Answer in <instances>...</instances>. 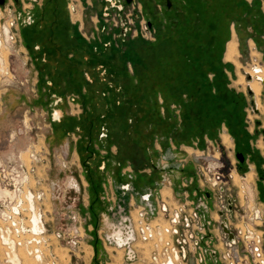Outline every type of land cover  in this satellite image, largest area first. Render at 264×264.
<instances>
[{"label": "crops", "instance_id": "obj_1", "mask_svg": "<svg viewBox=\"0 0 264 264\" xmlns=\"http://www.w3.org/2000/svg\"><path fill=\"white\" fill-rule=\"evenodd\" d=\"M139 1L149 32L133 35L124 44L105 34L99 39L86 36L81 17L73 20L69 15L70 26L57 27L61 41L74 42L67 50L71 60L89 68L84 67L86 81L65 69L58 77L48 70L40 76L46 86L49 79H60L53 80L58 85L53 89L58 99L54 111H59L53 124L88 128L87 136H80L85 144L69 143L66 155L92 159L86 170L94 175L88 178L93 216L99 212L115 216L110 209L118 203L138 204L141 194L151 192L153 204L161 197L198 203L205 219L214 222L217 200L204 197L197 152L222 143L235 157L243 153L244 160L238 162L240 168L247 166L244 176L237 168L231 172L243 188L252 189L258 166L264 167V151L254 145L247 128L246 95L234 83L244 61L241 45L250 53L256 49L264 60V0H195V6L189 0H169L167 5L164 0ZM233 34L238 40L236 61L226 59ZM69 82L75 85L70 87ZM68 106L78 108V113H69ZM140 176L145 180L136 188L132 180ZM256 192L261 194L258 187ZM257 205L264 222V201ZM95 236H100L97 230ZM123 251H117L120 257ZM207 264L214 261L208 259Z\"/></svg>", "mask_w": 264, "mask_h": 264}, {"label": "rangeland", "instance_id": "obj_2", "mask_svg": "<svg viewBox=\"0 0 264 264\" xmlns=\"http://www.w3.org/2000/svg\"><path fill=\"white\" fill-rule=\"evenodd\" d=\"M189 1L191 6H195V0ZM117 2L123 3L125 6L119 15L114 6L106 9L107 3L104 0H94L91 5H84L81 0H62V5L68 7L69 15L73 20L82 18L81 31L86 36L104 38L103 34H105L120 44H124L133 35L147 34L149 31L145 28L143 17L139 12L140 1L117 0ZM12 4L14 5V3ZM25 4L32 5L30 2ZM6 7H8L7 11L0 7V37L6 42L1 52L5 53L6 51L5 59H7L11 76L7 77L5 74L0 76V181L7 183L10 188H15L14 182L18 184L27 181L29 189L41 193L42 198H40L38 206L43 211V220L46 226L44 236L49 238L44 249L53 255L47 257L45 264L50 258L54 259L56 264H114V262L124 264L125 252L123 251L121 257L117 252L123 249H118L117 244H113L116 247L112 246V243L108 242L105 237L104 233L107 230L104 213L99 212L96 217L91 213L92 198L90 199L89 196L88 178L94 175L87 174L86 164H91L92 159L83 156L81 160H77L66 155V151H69V143L73 146H76L77 143L78 146L85 144V140H80V136H87L85 131L88 128L85 125L78 128L77 124L72 126L70 124L69 128L68 126L66 128L59 125L54 126L53 122L58 121V117L54 115L56 107L54 96L47 95L49 87L44 85V81L39 77L38 68L19 37L20 31L14 6ZM107 12L109 13L106 14ZM13 20H16L14 26ZM124 25L127 28L123 33L121 28ZM5 27L10 29L9 34L12 38L6 37ZM56 29L55 26L51 37L58 44H62ZM234 40L229 44L234 43L237 47L236 51L232 58H229L228 44L227 60L236 61L238 44ZM73 43L72 41V44H65L66 51L73 49ZM218 45H220V41H218ZM3 49L5 51H2ZM220 50L221 46H218L217 53L215 52L217 61V54ZM240 50L245 62L243 61V66L240 64L242 68L239 66L238 78L235 77L237 79L234 83L240 85V90L246 95V123L250 131V138L254 145H259L264 151V86L259 94V106L257 107L256 104V108L252 106L249 89L245 84H241L245 83V80L248 83L246 76L242 75L244 69L254 74V67H261L264 60L261 61L260 53L256 50L252 54L244 45L240 46ZM2 61L0 59V66ZM86 66L88 67V65ZM72 69H75V66ZM255 74L257 75V73ZM51 75H49L50 78ZM82 75V80H85V73L83 72ZM55 77L52 78L54 81L57 79ZM39 78L41 81L38 82ZM257 84L259 85V83ZM74 85V82H69L70 87ZM67 110L69 113H78L79 111L78 108L72 109V106H68ZM258 120L261 122L259 123ZM226 139H229V136H226ZM217 151L224 152L219 157ZM197 153L199 154L200 166L198 168L201 171L202 180L204 178L203 171L209 172L207 166L211 167L212 172L221 170L224 175V180L220 182L225 188L223 194L230 197L234 210V215L229 218V221L235 227L243 229L251 227L259 233L264 232V222L259 219L261 209L257 205L260 200L264 201V183L260 181L259 174L250 181L252 189L251 186L243 188L233 181L231 172L237 168L239 173L244 176L247 166L244 165L243 168H240L239 166L242 164L239 163L238 158L231 154L222 143L215 144V146L209 144L204 152L198 151ZM245 156H248V150H246ZM256 158L257 162L261 164L260 157L256 155ZM213 167H218V169ZM13 171L17 173H14V177H10ZM260 171L261 167L258 166V173ZM5 174H8V177ZM23 178L26 179L23 180ZM141 180H145L143 176L132 180L133 184H136V188L140 187ZM256 187L261 192L259 194L261 196L257 194ZM29 189L28 192H30ZM24 190L26 189L24 188ZM257 195L260 198H257ZM212 205L213 198H210L209 207L211 208ZM207 211V215L210 217L209 209ZM255 211H258L259 214L257 215ZM260 215L262 216V213ZM218 217L216 213L215 218ZM96 230L100 236L93 238ZM214 232L216 233L215 230ZM135 245L143 246L140 242ZM126 260L128 259L126 258Z\"/></svg>", "mask_w": 264, "mask_h": 264}, {"label": "built area", "instance_id": "obj_3", "mask_svg": "<svg viewBox=\"0 0 264 264\" xmlns=\"http://www.w3.org/2000/svg\"><path fill=\"white\" fill-rule=\"evenodd\" d=\"M0 7L4 11L8 10V7ZM15 22L16 20H13V26ZM145 28L149 31L147 25ZM9 38H12L11 35ZM206 168L210 173L203 171L202 191L205 198L208 194L217 200L219 217L215 218L214 222L206 220L200 206L190 200L167 201L161 197L153 204L152 193H143L140 203L129 202L127 206L126 216L123 218L128 232L126 239L111 241L106 237L112 246L116 247L113 244H117L118 249L124 250V264H207L208 259H212L214 264H264V232L259 233L251 227H235L229 221L234 215V210L230 197L223 194L225 188L220 182L224 180V175L221 170L212 172L211 167ZM0 184L8 187L3 181H0ZM7 202L9 201L0 200V264H16L10 258L12 253L9 252L13 250L8 247L9 242L15 241L14 249L20 255L22 251L28 252L27 245L31 248L41 245L40 241H37L41 234V242L44 245L43 249L39 246L42 260L38 264H45L48 256L53 255L44 249L49 238L44 236L46 226L43 215L41 217L44 227L41 233H36L31 228L28 214L23 213V210L14 211L13 215H6L7 217L4 215L3 211L13 212V205L10 207L11 202ZM17 207L21 208V203ZM117 208L116 205L113 209ZM136 210L137 218L133 216V211ZM255 212L259 214L258 211ZM4 236H10L12 239L7 241ZM137 242L143 246L138 247L135 245ZM31 255L33 254H29ZM20 256L18 264H26ZM55 262L50 258L46 263L56 264Z\"/></svg>", "mask_w": 264, "mask_h": 264}, {"label": "flooded vegetation", "instance_id": "obj_4", "mask_svg": "<svg viewBox=\"0 0 264 264\" xmlns=\"http://www.w3.org/2000/svg\"><path fill=\"white\" fill-rule=\"evenodd\" d=\"M14 3V5L12 3ZM107 5L105 6L106 9H109V7H116L118 10L117 14H121V11L124 9L123 3H118L117 0H104ZM127 2H131L132 0H125ZM32 3L31 6L26 5L25 3ZM165 4L169 2V0H164ZM2 7L14 6L16 16H17V22H18V28L20 31V36L21 39L24 43V46L27 48V50L30 52L32 56V60L35 63V66L38 68L39 72V77H42V73L44 70H48L53 76H59L61 73H63V70H68V72H72V74L76 75L78 74L80 77H82V73H85L86 77V72H85V65L83 62L79 60H71L70 54L66 51L65 49V44L70 43V40H63L62 44H58L55 42L52 37L51 33L54 32L55 26L56 27H68L70 24L68 21L70 19L68 18L69 12H68V7L62 5V0H3L2 4H0ZM107 12L106 14H108ZM75 15V14H74ZM69 19V20H68ZM119 26V25H118ZM126 25H124L121 29L122 32H126L125 30ZM120 29V30H121ZM6 34L8 35L7 37L9 38V28H6ZM121 32V31H120ZM121 32V33H122ZM27 34V35H26ZM234 36V34H233ZM237 41L236 36L233 38ZM231 39L230 41H232ZM229 44V43H228ZM64 45V46H61ZM3 47H5V44L3 43ZM2 47V48H3ZM1 48V49H2ZM77 48V47H76ZM79 49V48H78ZM256 50L253 48V51ZM2 51H5L4 49ZM80 51V49L78 50ZM257 51V50H256ZM39 54L41 56L39 57ZM74 56V55H73ZM6 58V51L5 53L2 54V67H4V70H6V73H4L7 77L11 76L10 69L8 68L7 64V59ZM262 63V62H261ZM75 66V69H72V67ZM65 67V68H64ZM258 67V66H257ZM260 70L259 74H254L246 71L242 72V75L244 77L246 76L247 73H250L251 75L254 76L255 80L252 82L246 83H241L245 84L246 88L251 87L254 82L259 83L260 89L258 93H255L257 97V101L259 99V94L261 93L262 87L264 86L263 80L262 79H257L256 77L259 76L261 78H264V66L263 63L261 67H258ZM41 81L40 78L38 82ZM262 83V85H261ZM47 86L49 87L48 92L49 96L53 95V89L58 88L55 84V82L51 79L47 81ZM63 85H60V88H62ZM55 101L57 102L58 99L54 97ZM258 104V102H257ZM59 112V111H56ZM260 123L261 121L258 120ZM90 138V137H89ZM239 151H236V154ZM237 157V155H236ZM238 158V157H237ZM239 161L240 158H238ZM14 173H17L13 171ZM20 172V171H19ZM23 173V172H22ZM7 176V174H5ZM237 181H239V176H236ZM260 181L264 183V167L261 168L260 174H259ZM248 180V179H247ZM14 195V196H12ZM142 197V194L140 198ZM18 199L17 193L14 192V189H11L7 186H1L0 185V200L2 201H9L11 204H14L16 200ZM9 202H7L9 204ZM9 204V206L11 205ZM127 206L126 202L118 203L117 204V209H110L113 211L114 214L117 215H112L113 217H110V213L106 215L105 217V223H106V230L105 231V237L110 239L111 241H120V240H125L127 237V230L125 229L126 222H124L123 218L126 216V211H127ZM110 211V212H111Z\"/></svg>", "mask_w": 264, "mask_h": 264}, {"label": "bare ground", "instance_id": "obj_5", "mask_svg": "<svg viewBox=\"0 0 264 264\" xmlns=\"http://www.w3.org/2000/svg\"><path fill=\"white\" fill-rule=\"evenodd\" d=\"M0 15H1V13H0ZM4 30L6 31V27L4 28ZM9 31H10V29H9ZM7 36L8 35L6 34V37ZM3 43L6 44L5 40L0 37V52H1V48L3 47ZM235 48H237V47L235 46L234 43L233 44H229V49H228V57L229 58H232V56L234 55V53L236 51ZM237 52H238V50H237ZM254 71L257 74L260 73V70H259V68L257 66L254 67ZM4 73H6V70H4V68L1 65L0 66V76L4 75ZM247 76H250L251 78L248 79ZM256 78L257 79H262L263 80V84H264V78H261L259 76H257ZM246 79H247L248 82H252V81L255 80L254 76L251 75L250 73L246 74ZM251 86H252L253 90L255 91V93L259 92L260 86L257 83H253ZM252 88L249 87L248 89L251 91V93H252V95H253V97L255 99V102L257 104V97H256L254 91L252 90ZM257 107H258V104H257ZM54 114L56 116H58L59 112H54ZM10 175H11L10 177H14V172L13 173L11 172ZM7 177H8V174H7ZM25 179L26 178H23V180H25ZM28 179H29V177H28ZM26 182L25 183H18V184H16V182H14L15 188H13V189H14V192L17 193V195H18V199L16 200V202L14 204L10 205V207L13 205L12 206L13 212L10 211V210H7V211H3V213H4L5 216L6 215H13L14 211L23 210V213L28 214V216H29V218L31 220V221H29L30 225H31V228H33V230L36 233H41L42 229L44 227L43 223H42V217H41L43 215V213H42V209L38 206V202H39L40 198H42V195H41L40 192H34L33 190L29 189V187L26 184ZM1 186L4 187L5 185L2 184ZM24 188L26 190H24ZM28 189L30 190L31 193L27 191ZM12 196H14V195H12ZM20 203H21V208L22 209L17 207ZM133 216L135 218L138 217L137 210L133 211ZM4 237H5V240H7V241L12 239L10 236H4ZM41 240H42V234L37 237V241H40L41 245H34L33 248H31V247H29L27 245L26 249H27V251L29 253L28 252L26 253V252L22 251L23 255L20 254L23 257V259L25 260L26 264H38L42 260V251L40 250V247L43 249V245L44 244L42 245ZM15 246H16V244H15L14 240L9 242V246L8 247L11 250H13V251L9 252V253H12L10 258L12 259L13 262L18 264V261H19V257L18 256H20V255L15 251V249H14ZM29 254H33V255L29 256Z\"/></svg>", "mask_w": 264, "mask_h": 264}, {"label": "water", "instance_id": "obj_6", "mask_svg": "<svg viewBox=\"0 0 264 264\" xmlns=\"http://www.w3.org/2000/svg\"><path fill=\"white\" fill-rule=\"evenodd\" d=\"M2 2H3V0H0V4H2ZM247 77H248V79L251 78L250 76H247ZM249 94H250V96H251V103H252V106H253V107H256L255 99H254V97H253V95H252V93H251L250 90H249ZM256 108H257V107H256ZM237 155H238V157H239L241 160H244V155H243V153L239 152ZM224 228H225L226 231H228V229H227L225 226H224ZM229 233H230L231 238H233L232 233H231V232H229Z\"/></svg>", "mask_w": 264, "mask_h": 264}]
</instances>
